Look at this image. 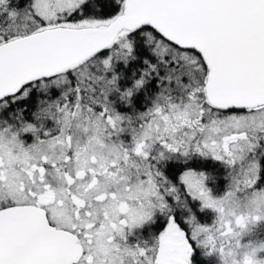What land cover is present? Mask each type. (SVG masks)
Wrapping results in <instances>:
<instances>
[{
	"label": "snow or ice",
	"instance_id": "snow-or-ice-1",
	"mask_svg": "<svg viewBox=\"0 0 264 264\" xmlns=\"http://www.w3.org/2000/svg\"><path fill=\"white\" fill-rule=\"evenodd\" d=\"M0 264H264V0H0Z\"/></svg>",
	"mask_w": 264,
	"mask_h": 264
}]
</instances>
